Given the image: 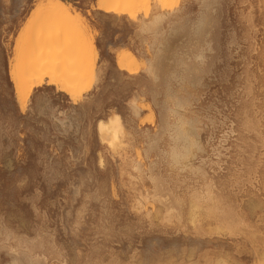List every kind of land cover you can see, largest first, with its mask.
<instances>
[{
  "label": "rangeland",
  "instance_id": "374dc122",
  "mask_svg": "<svg viewBox=\"0 0 264 264\" xmlns=\"http://www.w3.org/2000/svg\"><path fill=\"white\" fill-rule=\"evenodd\" d=\"M61 1L87 22L93 75L21 104L9 60L46 0H0V264H264V0H147L135 20ZM116 114L113 148L97 123ZM178 123L196 144L175 162Z\"/></svg>",
  "mask_w": 264,
  "mask_h": 264
},
{
  "label": "bare ground",
  "instance_id": "6f19581e",
  "mask_svg": "<svg viewBox=\"0 0 264 264\" xmlns=\"http://www.w3.org/2000/svg\"><path fill=\"white\" fill-rule=\"evenodd\" d=\"M154 1H156L154 5L160 2L163 6L165 4L168 5L170 2V0ZM97 5L106 14L118 17L126 16L130 20L137 19L142 8L145 10L143 15L147 14V0H97ZM157 8L159 7L157 6ZM154 15L156 18H152V22H150L151 26H155L158 23V16ZM146 25L148 26V24ZM199 55L202 54L199 53ZM97 59V50L93 44V39L84 17L66 2L61 0H46V2L38 7L32 19H30L15 39L12 57L9 60L8 74L14 85L15 96L21 104L29 99L35 88L42 85L56 86L59 91L76 96L82 91L85 81L92 77ZM115 62L118 69L131 72L134 58L130 52H127L118 54ZM149 67V70L154 68L152 64ZM149 70L148 73H151V70ZM180 123H178V128L174 125V127H171L172 125L169 126V128L175 129L174 133H176V137H174V145L180 142L185 146L182 150L184 151L183 154L178 152V147H176L178 151L176 149L171 150V156L175 162H178L181 157L185 158L184 156L189 152V148H192L196 144L193 143L194 140L191 141L192 139H189L190 136L188 137L190 131L187 132L186 129H183L185 124L182 128H179L182 126ZM97 131L101 141L107 140L106 142H108L109 147L113 148L116 147L119 139L124 136L122 135L124 131L117 114L108 117L106 120H99ZM204 187V191L198 198L201 207L210 211L209 207L212 205V208L216 210L217 201L215 200L211 184H206ZM11 264L13 263L11 262Z\"/></svg>",
  "mask_w": 264,
  "mask_h": 264
}]
</instances>
